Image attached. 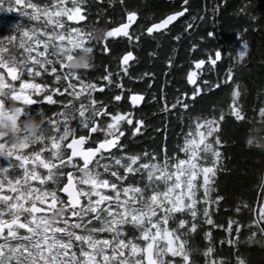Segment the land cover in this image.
I'll use <instances>...</instances> for the list:
<instances>
[{"label":"snow or ice","instance_id":"6c2138e0","mask_svg":"<svg viewBox=\"0 0 264 264\" xmlns=\"http://www.w3.org/2000/svg\"><path fill=\"white\" fill-rule=\"evenodd\" d=\"M120 4L122 15L114 19L99 11L93 17L87 0H0V12L22 18H0V32L10 29L0 35V111L11 116L15 104L23 117L44 121L39 135L25 132L16 143L0 131V264H251L248 246L264 252V168L257 172L255 206L242 196L232 203L214 184L220 146L229 143L220 131L225 109L246 135L264 132V85L249 104L240 78L255 59L247 40L227 66L217 64L219 49L193 59L186 73L195 85L190 94L179 92L172 101L153 96L163 112L186 110L187 130L171 152L136 151L133 141L147 127L135 107L144 94L126 92L121 73L129 74L144 39L176 27L172 22L189 11V0L147 23H137L138 11L125 0ZM192 26L185 21L183 30ZM97 27L105 29L103 39L92 38ZM85 49L96 67L77 73L70 60ZM101 55L116 59L119 72L105 64L95 73ZM216 68L214 80L197 82ZM145 77L150 85V72L129 78ZM213 90L226 95L225 106L193 114L195 98Z\"/></svg>","mask_w":264,"mask_h":264},{"label":"trees","instance_id":"16d2710c","mask_svg":"<svg viewBox=\"0 0 264 264\" xmlns=\"http://www.w3.org/2000/svg\"><path fill=\"white\" fill-rule=\"evenodd\" d=\"M39 3L51 2V0H37ZM69 0H65L68 3ZM93 17L99 11L101 16L107 14L114 19H119L122 15L123 6L120 0H87ZM181 0H125V5L134 7L139 15L137 23L141 19H145V23L149 20H156L163 15L177 8ZM99 4V8L97 5ZM246 5L245 11L238 12L242 6ZM189 11L183 17H179L174 23L175 28L165 35H156L154 39H144V42L135 49L137 61L129 69L128 75L121 73V82L125 85V91L142 92L144 94L143 103L135 106L139 111V115L147 122L143 135L139 139L133 141V147L136 151L152 152L157 149H166L171 152L176 148L177 143L182 139V134L187 130L188 113L186 110L174 109L172 112H163L157 107V100L161 95L165 96L169 101L175 99L179 92L191 93L195 85L190 84L186 80V73L193 67L192 60L196 58H206L219 49L222 52L221 62L227 66L238 49L242 48L241 39H246L249 44V51L254 55L255 59L247 63L246 68L240 69V78L243 84L248 87V103L252 104L256 100L258 89L264 85V65L260 61L264 59V0H189ZM251 16H255L256 20H251ZM7 17L11 20L22 19L16 13L0 12V18ZM195 18V19H193ZM202 18V19H201ZM66 19V18H65ZM191 23V29L183 30L184 22ZM77 22L68 21L67 24H75ZM52 26L49 25V28ZM136 27V24L133 28ZM172 25L169 27L171 28ZM255 28V30H254ZM247 29V31H244ZM8 31L0 32V35L8 34ZM208 32H212L213 36L209 37ZM241 33L237 37V33ZM179 34L180 39H173ZM93 39L95 37L92 33ZM195 44L196 47L192 48ZM79 47V46H78ZM150 53H152L150 55ZM227 53L229 55L225 56ZM91 51L85 49L71 58H83L85 61L89 59ZM172 59L173 64L168 65L166 60ZM247 60V57L245 58ZM107 64L109 71L113 73L119 72L116 59H109L106 56L97 58V68L95 73H102L104 65ZM205 69L209 67L206 63ZM216 68L213 71H205L197 76V82L203 79L216 78ZM144 72L152 73L151 84L145 83L148 77L142 80L130 79V76L141 75ZM107 83V82H102ZM107 91V88H105ZM99 96V91L93 93ZM155 96L157 100H153ZM18 99V98H17ZM20 99V98H19ZM226 95L218 93L217 90L209 93L207 96L203 94L195 98L193 114H204L208 112L212 105H216L217 111L225 106ZM130 103V102H129ZM46 104V102H44ZM44 104L40 106H44ZM48 108L54 107L47 105ZM12 112H19L15 124L6 122L5 133L9 143L18 142L25 132L37 136L42 131L44 121L39 116L23 117L17 106H11ZM225 116V122L221 128L224 138L229 140L228 144L220 146L221 159L218 161L219 170L216 172L214 184L219 185L217 190L225 193L235 203V198L243 197L249 203L255 206L256 201L260 198V192L255 187L257 181V172L264 168V153L254 149L244 147V138L246 130L234 122V117ZM8 113L7 110H4ZM250 116L255 115L249 112ZM248 135L256 136L258 131H252ZM55 206V205H53ZM62 215V211L59 213ZM245 218L248 216L247 210L243 213ZM220 220H226L223 212ZM217 230H213L215 232ZM200 241L197 240L193 245L198 248ZM246 257L251 264H264V252L257 247L248 246L245 252ZM199 258V256H198Z\"/></svg>","mask_w":264,"mask_h":264},{"label":"clouds","instance_id":"9594fccd","mask_svg":"<svg viewBox=\"0 0 264 264\" xmlns=\"http://www.w3.org/2000/svg\"><path fill=\"white\" fill-rule=\"evenodd\" d=\"M104 33L105 29L103 27H97L94 31L95 37L98 39H103ZM69 67L77 73L85 70H92L96 67L94 55L91 54L87 61L83 58H74L70 62ZM244 147L264 153V132L258 131V135L256 136L246 135L244 138Z\"/></svg>","mask_w":264,"mask_h":264},{"label":"flooded vegetation","instance_id":"af4514ba","mask_svg":"<svg viewBox=\"0 0 264 264\" xmlns=\"http://www.w3.org/2000/svg\"><path fill=\"white\" fill-rule=\"evenodd\" d=\"M3 115H8V113H5L4 111H0V117H3ZM17 115H20V113L19 112H13V115H11V116H9V117H13L14 116V118H13V120H7L6 121V119H2V121H0V131H3L4 133H5V124H6V122H8V123H12L13 122V125L15 124V121H16V119H17Z\"/></svg>","mask_w":264,"mask_h":264},{"label":"rangeland","instance_id":"374dc122","mask_svg":"<svg viewBox=\"0 0 264 264\" xmlns=\"http://www.w3.org/2000/svg\"><path fill=\"white\" fill-rule=\"evenodd\" d=\"M18 99L20 98V99H23V97H17ZM6 119V121L7 120H13V118H14V116L13 117H9L8 115H3V117H0V121H2V119Z\"/></svg>","mask_w":264,"mask_h":264},{"label":"water","instance_id":"95a60500","mask_svg":"<svg viewBox=\"0 0 264 264\" xmlns=\"http://www.w3.org/2000/svg\"><path fill=\"white\" fill-rule=\"evenodd\" d=\"M184 14H185V13H184ZM178 18H179V17H178ZM178 18H177V20H178ZM175 22H176V21H173L172 24H174ZM172 24L168 25V27H170ZM134 25H135V24H134ZM134 25H132V27H133ZM142 103H143V101H141L140 104H142ZM140 104H139V105H140Z\"/></svg>","mask_w":264,"mask_h":264}]
</instances>
